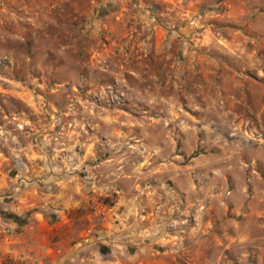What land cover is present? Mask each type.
I'll return each instance as SVG.
<instances>
[{
    "label": "rangeland",
    "instance_id": "rangeland-1",
    "mask_svg": "<svg viewBox=\"0 0 264 264\" xmlns=\"http://www.w3.org/2000/svg\"><path fill=\"white\" fill-rule=\"evenodd\" d=\"M25 185L127 264H264V0H0V217Z\"/></svg>",
    "mask_w": 264,
    "mask_h": 264
},
{
    "label": "crops",
    "instance_id": "crops-1",
    "mask_svg": "<svg viewBox=\"0 0 264 264\" xmlns=\"http://www.w3.org/2000/svg\"><path fill=\"white\" fill-rule=\"evenodd\" d=\"M12 190L11 200L5 204L6 209H10V215L5 218L9 221L0 217V264H6L8 259H13L14 263L17 261L16 264H127L123 235L118 240L112 239L109 234L114 232L108 230V226V229L99 230L98 237L76 235L85 224H75L66 213L76 206L67 201L62 202L63 206L60 202H51L56 216L48 219L47 201L39 202L37 206L35 200L27 201L28 196H34V191L27 189L26 185L23 188L14 186ZM6 209L2 211L5 213ZM97 226L89 224L83 233L88 232L87 228ZM69 231H72L69 235L64 234ZM78 236L84 238L78 239Z\"/></svg>",
    "mask_w": 264,
    "mask_h": 264
},
{
    "label": "water",
    "instance_id": "water-1",
    "mask_svg": "<svg viewBox=\"0 0 264 264\" xmlns=\"http://www.w3.org/2000/svg\"><path fill=\"white\" fill-rule=\"evenodd\" d=\"M101 251H102V249H101Z\"/></svg>",
    "mask_w": 264,
    "mask_h": 264
}]
</instances>
